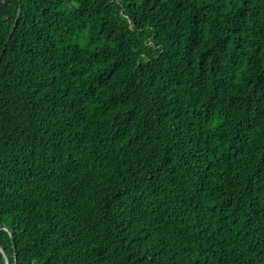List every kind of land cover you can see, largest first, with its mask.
I'll return each mask as SVG.
<instances>
[{"label": "trees", "instance_id": "obj_1", "mask_svg": "<svg viewBox=\"0 0 264 264\" xmlns=\"http://www.w3.org/2000/svg\"><path fill=\"white\" fill-rule=\"evenodd\" d=\"M0 243L264 264V0H0Z\"/></svg>", "mask_w": 264, "mask_h": 264}, {"label": "water", "instance_id": "obj_2", "mask_svg": "<svg viewBox=\"0 0 264 264\" xmlns=\"http://www.w3.org/2000/svg\"><path fill=\"white\" fill-rule=\"evenodd\" d=\"M20 15H21V8H20V10H19V12H18V15H17L16 21H15V25L13 26V28H12V30H11V33H10V35H9V37H8V40H7V43L11 40L12 34H13L14 30H15V26H16V23L18 22V19H19ZM3 229H4V230H7V228H3ZM0 251L3 253V255H4V257H5L6 264H10L9 256H8V254L4 251V249H3L2 245H1V243H0Z\"/></svg>", "mask_w": 264, "mask_h": 264}]
</instances>
